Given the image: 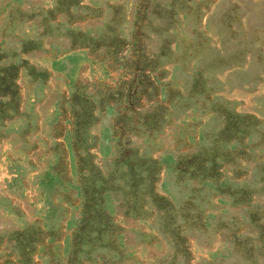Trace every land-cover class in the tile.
<instances>
[{"label":"rangeland","instance_id":"374dc122","mask_svg":"<svg viewBox=\"0 0 264 264\" xmlns=\"http://www.w3.org/2000/svg\"><path fill=\"white\" fill-rule=\"evenodd\" d=\"M0 264H264V0H0Z\"/></svg>","mask_w":264,"mask_h":264},{"label":"trees","instance_id":"16d2710c","mask_svg":"<svg viewBox=\"0 0 264 264\" xmlns=\"http://www.w3.org/2000/svg\"><path fill=\"white\" fill-rule=\"evenodd\" d=\"M196 168L199 169L198 171L203 170V169H202V165H198Z\"/></svg>","mask_w":264,"mask_h":264}]
</instances>
